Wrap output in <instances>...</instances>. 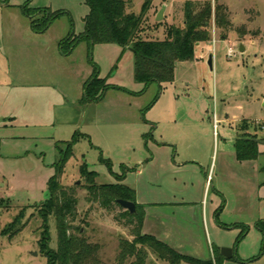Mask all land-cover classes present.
<instances>
[{
    "label": "rangeland",
    "instance_id": "obj_1",
    "mask_svg": "<svg viewBox=\"0 0 264 264\" xmlns=\"http://www.w3.org/2000/svg\"><path fill=\"white\" fill-rule=\"evenodd\" d=\"M146 1L141 37L147 40L164 41L168 29L183 28L187 2L226 6L232 27L223 38L225 31L212 22L211 41L197 48L193 61L177 65L174 82L142 92L130 49L90 48L82 41L70 55L60 54V41L84 31L89 10L84 0H0V264H47L40 211L55 176L57 143L75 132L89 140L74 147L60 182L76 189L74 232L79 229L100 246L105 264H114L120 243L134 237L117 220L123 208L107 211L88 202L83 164L97 173L98 185L121 183L135 191L136 202L145 207L142 234L201 260L227 248L235 250L223 264H264L255 220L264 209L254 204L250 174L237 171L235 152L242 134L264 141V0H132L129 12L139 15ZM27 4L64 14L38 34L22 12ZM95 69L109 89L101 101L84 103V85ZM245 126L249 130L243 132ZM183 157L198 163L179 168ZM124 166L130 171L119 181ZM217 190L229 202L224 212L219 209L225 198ZM240 223L251 230L238 241ZM48 226L49 247L57 249L54 216ZM146 252L147 264H169Z\"/></svg>",
    "mask_w": 264,
    "mask_h": 264
},
{
    "label": "trees",
    "instance_id": "obj_2",
    "mask_svg": "<svg viewBox=\"0 0 264 264\" xmlns=\"http://www.w3.org/2000/svg\"><path fill=\"white\" fill-rule=\"evenodd\" d=\"M89 13L84 18V31L79 36L70 34L59 43L62 55H70L82 41H87L90 48L96 44H114L123 51L130 49L135 56L134 77L144 86V92L152 84L162 85L173 83L177 65L195 59L197 48L211 41V26L225 31L222 37L227 38L232 27L229 10L224 5H215L211 2H187L184 5V27H171L167 31L164 41L147 40L141 37L145 16L149 10L150 2L146 1L139 15L129 12L132 0H84ZM22 12L31 21V28L35 33H45L50 25L64 14L52 13L48 8L31 9L29 5L22 7ZM109 89L105 80L99 78L95 69L92 77L84 85V98L82 102H99ZM249 130L246 126L243 132ZM153 131V129H152ZM152 133L144 135L147 143ZM89 137L75 132L71 140L57 143L59 159L55 164V176L51 179L48 197L42 205L40 215L43 218L42 252L47 264H105L100 258V246L90 243L87 238L76 229L74 222L78 215V198L75 188H65L60 179L64 174L68 161L73 156L74 147L81 140ZM235 152L238 161H253L259 155V141L256 137L242 134L235 142ZM111 165L110 160H104ZM110 167V166H109ZM123 174L117 176L119 181L126 178L130 171L123 167ZM80 175L85 179L89 198L88 202L97 203L107 211H114L120 207L118 200H126L136 204V213L131 214L123 210L117 220L131 229L134 237L132 242L127 240L120 243V253L114 264H147L148 253L152 250L159 259L169 264H223L225 259L221 250L214 251L210 260H201L183 255L169 245L157 240L152 235L142 234L145 207L136 202L135 191L128 186L118 183L114 185H98L97 173L89 170L86 164L80 167ZM223 206L219 209L222 211ZM220 214V213H219ZM51 216L56 219L57 249H51L48 220ZM242 233L238 241L249 233V227L240 225ZM264 241V221L256 224Z\"/></svg>",
    "mask_w": 264,
    "mask_h": 264
},
{
    "label": "crops",
    "instance_id": "obj_3",
    "mask_svg": "<svg viewBox=\"0 0 264 264\" xmlns=\"http://www.w3.org/2000/svg\"><path fill=\"white\" fill-rule=\"evenodd\" d=\"M34 9H36V8H34ZM38 9H40V8H38ZM88 13H89V10L86 13V15ZM86 15H85V17H86ZM30 24H31V22H30ZM59 43H58V50H59L60 54L62 55V53L60 51ZM7 59H9V58L7 57ZM10 69H12L11 66H10ZM11 75L12 74H8L7 76L8 77H14L13 75L12 76ZM258 141H259V151H260L259 157L256 160H253V161H238L236 159V163H237V165H240V167H241V168L237 167V169H239L237 171L242 173V172H244L246 170L250 174L251 177H250V180H249L248 184L254 190V198H255V201H256V202H254V204H258V206H263L262 208L264 209V141H260V140H258ZM188 149H191V152L189 154H192V152H193L192 144L190 146H188ZM196 163H198V159L196 157L195 158H193V157H183V159H182V161H181V163H180V165L178 167L179 168H182V167L184 168L188 164H196ZM207 180H209V179H207ZM207 185H208V182H207ZM217 192H218V194H220L222 197L225 198L226 195L223 192L218 191V190H217ZM225 202H226V205H224V207H223L221 212H224V210H226L228 208L229 202H228L227 197L225 198ZM261 212H262V214L259 213L260 214L259 217H258L259 219H255L257 223L260 222V221H264V213H263L264 210H262ZM219 216H220V214H219ZM240 224L244 225V223H240ZM250 230L251 229H249V232H250ZM234 250L235 249H233V251ZM224 259H226V258H224Z\"/></svg>",
    "mask_w": 264,
    "mask_h": 264
},
{
    "label": "water",
    "instance_id": "obj_4",
    "mask_svg": "<svg viewBox=\"0 0 264 264\" xmlns=\"http://www.w3.org/2000/svg\"><path fill=\"white\" fill-rule=\"evenodd\" d=\"M157 22L162 21L163 20V10L159 12L158 16H157ZM244 47L241 48V51L244 52ZM212 63H213V59L212 56L209 59V65L212 68ZM79 183V182H78ZM117 204L123 208L125 211H128L131 214H135L136 213V204L134 202H130V201H126V200H118ZM233 250L232 249H227V248H223L221 249V255L226 258V259H231L233 256Z\"/></svg>",
    "mask_w": 264,
    "mask_h": 264
},
{
    "label": "built area",
    "instance_id": "obj_5",
    "mask_svg": "<svg viewBox=\"0 0 264 264\" xmlns=\"http://www.w3.org/2000/svg\"><path fill=\"white\" fill-rule=\"evenodd\" d=\"M215 44H216V41H213V46L215 47ZM228 57L229 58H233V57H235V53H234V50H233V48H229V50H228ZM217 122V121H216Z\"/></svg>",
    "mask_w": 264,
    "mask_h": 264
}]
</instances>
